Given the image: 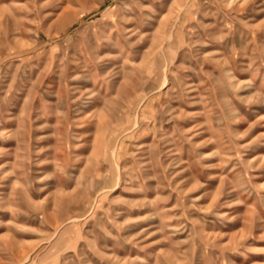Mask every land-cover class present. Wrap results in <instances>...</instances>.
<instances>
[{
    "label": "rangeland",
    "instance_id": "rangeland-1",
    "mask_svg": "<svg viewBox=\"0 0 264 264\" xmlns=\"http://www.w3.org/2000/svg\"><path fill=\"white\" fill-rule=\"evenodd\" d=\"M0 264H264V0H0Z\"/></svg>",
    "mask_w": 264,
    "mask_h": 264
}]
</instances>
